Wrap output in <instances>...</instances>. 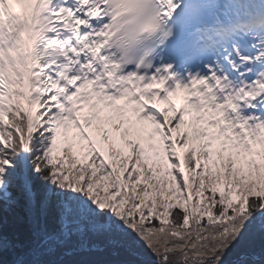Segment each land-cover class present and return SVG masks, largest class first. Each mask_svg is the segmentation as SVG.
<instances>
[{"label": "snow or ice", "instance_id": "snow-or-ice-1", "mask_svg": "<svg viewBox=\"0 0 264 264\" xmlns=\"http://www.w3.org/2000/svg\"><path fill=\"white\" fill-rule=\"evenodd\" d=\"M0 264H264V0H0Z\"/></svg>", "mask_w": 264, "mask_h": 264}]
</instances>
